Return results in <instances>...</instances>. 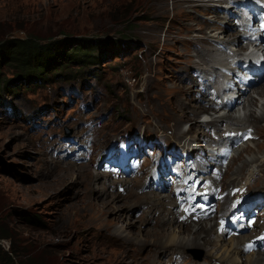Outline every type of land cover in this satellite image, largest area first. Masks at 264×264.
I'll list each match as a JSON object with an SVG mask.
<instances>
[{"label":"rangeland","instance_id":"1","mask_svg":"<svg viewBox=\"0 0 264 264\" xmlns=\"http://www.w3.org/2000/svg\"><path fill=\"white\" fill-rule=\"evenodd\" d=\"M215 2L0 0V47H4L0 48V78L4 81L0 90V237H7L0 238L1 257H11L16 264H181L183 257L196 264H226L225 250L229 252L232 239H237L228 240L218 233L212 235V245L194 246L175 255L171 249L153 246L155 241L161 242L155 230L178 231V223L169 220L176 216L177 206L171 208L167 201L162 214L143 198L145 194L161 195L148 193L147 182L143 187L139 178L114 184L115 179L102 175L95 161L96 154L123 140L127 133L141 132L158 143L193 145L190 149L199 147L197 144L207 147L209 140L218 138L214 129L200 126L182 137L180 133L190 131L194 123L175 121V115L181 114L176 103L181 96L176 92L179 87L190 88L184 93L188 115L196 105L210 109L198 100L195 70L209 69L200 60L210 55L211 44L198 43L195 36L210 34L216 24L233 26L234 22L233 17L220 18L222 12L214 7ZM210 16L218 20L212 21ZM235 33L228 30V34ZM85 40L99 41L97 64L85 69L73 65L65 72L62 68L57 76L54 72L38 83L15 82L18 72L9 66L7 49L32 41L59 44L61 50L70 52L81 42L90 44ZM263 86L264 81L250 89V95ZM239 102L233 109L236 114L244 106L238 109ZM201 116L197 112L192 118L205 119ZM220 127L225 130L227 126ZM255 130L254 143L238 151L229 171L252 160H264V119ZM200 131L210 139H202ZM66 137H74L78 144L67 147L71 141ZM53 140L60 144L52 147ZM88 140L94 144L92 161L76 162L66 156ZM42 142L50 147L41 146ZM243 171L235 175L239 180L228 190L254 184L259 177L246 180L247 167ZM262 182L258 189L264 193ZM129 193L139 196L133 201ZM257 227L264 228L261 220ZM123 229L134 235L131 245L117 237ZM259 232L243 236L254 237ZM182 237L187 240L189 235ZM238 256L239 264H246L250 254L244 251Z\"/></svg>","mask_w":264,"mask_h":264},{"label":"bare ground","instance_id":"2","mask_svg":"<svg viewBox=\"0 0 264 264\" xmlns=\"http://www.w3.org/2000/svg\"><path fill=\"white\" fill-rule=\"evenodd\" d=\"M261 1H264V0H261ZM235 3H236V0H222V1L216 0L215 4H218V5H214V7H216L217 10L219 8L220 9L219 11L222 12V15L220 16V18L230 19L233 17V15L237 14V12L234 10L235 9L234 8ZM194 6L195 7H204L205 4H196ZM217 17H219V16L217 15ZM209 19L212 21H215V22L218 20V19H216V16H210ZM219 23L222 24V21ZM231 24H228V22H226L224 24V26L221 25V27L218 26V24H216V26L212 27V31L210 32V34L205 33L206 34L205 36H195L196 42H198V43L204 42V43H210L211 44L210 55L207 57H204V60H200V62H202L201 64H203V63L209 64L210 65V67L208 66L209 69L207 71H205V70H202L203 68L202 69L197 68V69H201V70L199 71V70L194 69L196 71L195 73H201V74L210 73V77H212L213 75L219 76L222 72L221 68H225L229 71L231 69L230 65H232L235 60H244L245 61L247 58L257 57V56L262 55V54L264 55V49H262L261 47H256L255 49L250 50L248 47L243 46L244 44L242 45L243 41H242V38L239 34H236V33L235 34H228V30H232L235 28ZM191 44H194V43H191ZM200 50H201V47L199 48V50H196V51H200ZM228 51H230V53H228ZM243 51H245V52H243ZM220 55L225 56L226 59L223 60L222 58H219ZM229 60H232V61L230 62ZM214 64H221V67L216 68V67H214V66H216ZM196 67H198V66H196ZM182 70L185 72H188V70H190V67L188 68V70H185V69H182ZM263 81L257 82L255 85L261 84ZM206 85H203V86H205L204 87L205 89H207ZM225 87H227L226 84H222L221 87L217 84L216 87H214V89L218 93V96L216 97L217 100L222 99L221 108H217V103L215 102V99L211 98L210 95L208 94V91H207L205 94H203V93L201 94L199 101L208 105L210 107V109L207 110V109L203 108L202 106L196 105L191 112L192 115H188L185 112V108H184V106H185L184 105V97H185L184 93L186 90H187V92H190V88L185 90V87H179L176 89L177 94L181 95L179 98H176V103L179 107L178 113H181V114L175 115V118H176L175 121L177 122L176 124H181L182 122H184L186 120H188L187 122H193L194 123L192 125L193 127L191 126L190 131L188 130V131L180 133V135L182 137H187V135L192 130H195L198 126H200L201 129H202V127L211 128L212 130L214 129L217 134H222V135H224L228 132H237L238 133L239 131H245L249 128L253 129L254 135L258 134L257 131L255 130V128L258 126L260 120L264 119V86L260 87V88H256L255 91L253 92V95H250V91L246 90L245 93H240L239 97L235 100L236 103L238 101H240V103L237 106L238 109L241 108L242 104L244 105L242 107V110L244 112V118H243V116H239V117L236 116L235 115L236 110H233L234 108L233 109L229 108V106L227 105V103L229 101L225 102V99H227V98H225L224 96H220V94L224 91ZM259 89H261V90H259ZM181 90H183V91H181ZM240 98H242V100ZM239 111H240V109H239ZM197 112H199L200 115H202L201 117L205 118V119H202L199 121H196V119H193L192 117L194 115H196ZM250 122L252 123V125ZM223 124H225L227 126L225 130L220 127ZM248 124H250V126H248ZM200 134L203 137L202 139H208L209 138V135L205 134L204 132L200 131ZM166 142H168V141H166ZM250 142L254 143V140L250 141ZM59 144H60L59 141L53 140L52 147L57 146ZM197 145L199 147H196V148L192 147L193 149L186 147L187 145L185 146V144L182 145L183 153H184V151H189V152H192L191 156H194V155H196V152H203L202 149H205V148L201 144H197ZM249 145L250 144L246 145L242 149H246ZM41 146L50 147V143L48 144L47 142H42ZM163 146H164V144H160V143H157L155 145V147H163ZM185 148H187V150ZM239 153L240 152L237 153V155H236L237 157L239 156ZM60 154L62 155L64 153L61 151ZM96 156H97V154H96ZM235 158L233 159L232 163L234 162ZM232 163L228 167V171L226 173L227 175L224 177L223 181H220V186L225 185L224 186L225 189L229 188V186H231L235 181L239 180V177H237L235 175L242 172L243 169L246 167H247V171H248V173H247L248 175H247L246 180H248V179L250 180L251 178L253 180L255 178V176L258 175L259 177L255 181V185L259 186V185L263 184V182H262V180H264V160H263V158L260 160L257 159V160H252L251 162H246V163L242 164L240 167H237V169L235 171H229V168L232 166ZM246 180H244V182L241 184H245ZM89 181H90V179L88 178L87 183H89ZM129 182L128 181H119V180L115 179L114 184L118 183V184L122 185L123 183L129 184ZM259 182H261V184ZM145 183H146V180L143 179L140 183V186L143 187L145 185ZM250 185H251V183L247 184V185L245 184L244 186H250ZM237 187L238 186H235L234 188H237ZM240 188H243V187L240 186ZM93 191H95V190H93ZM104 193H105V191H104ZM129 194H131V193H129ZM130 196H131V200L134 201L139 195L132 193ZM119 197H121V196H118L117 199H119ZM143 198L149 204L152 205L151 206L152 208H155L156 210L161 211L162 214L165 212L167 201H169L168 204L171 206V208H176V202L173 203L172 201H170L169 197H167L165 195H159L156 197H152V195H150V194H145ZM229 200H230L229 197L224 200V202L222 203L223 208L229 207V204H228ZM137 203L141 204L143 202H141V200H137ZM127 206L130 208H133L134 204H129ZM171 214H172V212H171ZM179 218H177L175 216V217L169 219V220H171V222L173 221L174 224H175V222H177L180 227L182 226V228H180V227L178 228V231L175 232L172 229H165V230L163 229L161 231L155 230L157 233V238H160L161 242L157 240L154 242L153 246H156V248L162 247L165 249H171V251H175L174 252V255H175V253H178V251H179V253L181 252V250L188 251L189 248H191V247L194 248V246L195 247L196 246L205 247L207 245L213 244L214 241L212 242V240H210V239H211L212 235H215L218 233V225L213 224V222L215 220L214 218H211L213 220L200 222V223L196 224V226H193V223H180ZM127 224L129 225V223H127ZM262 230H264L263 227L259 230L260 231L259 234L262 232ZM257 232L258 231H256V233ZM123 233H125L124 229H123V231L117 232V237L121 238L124 241L123 244L131 245L133 243L134 235H132L131 233H129V234L125 233L123 235ZM186 233H187V235H189L187 240L185 239V237H182ZM162 237L166 238V239L162 240ZM251 238H253V236H250L247 238H244V236L242 238V236H241V237L236 238L237 240L232 239V241H231L232 246H230L231 249L229 248V250H228L229 252H227V250H225V249H227V247L225 249L223 247V249L226 251V253H228V254H226V256L228 255V260L225 263L226 264L227 263L239 264L238 254L239 253L242 254L245 251V244ZM234 243L236 245H234ZM219 251H220V249H219ZM262 256L263 255L261 253L250 254V256H248L246 264H264V259H262ZM172 261H173V259H172ZM186 263L196 264L195 262L189 261V258L183 257V261L181 264H186ZM197 264H199V263H197Z\"/></svg>","mask_w":264,"mask_h":264},{"label":"trees","instance_id":"3","mask_svg":"<svg viewBox=\"0 0 264 264\" xmlns=\"http://www.w3.org/2000/svg\"><path fill=\"white\" fill-rule=\"evenodd\" d=\"M90 44H83L82 42L74 46L70 52H65L62 46L50 44V45H39L32 41H25L21 44L7 49L8 63L9 66L14 67L17 72V80L15 81L18 85L22 83H38L48 79L49 75L58 70L65 72L70 66L77 65L82 69L89 67L90 65L97 64L100 60L99 56L96 55L99 41L85 40ZM3 48L4 47H0ZM6 51V50H5ZM2 67L0 66V70ZM2 79L0 78V90L2 88ZM9 88L10 81H7ZM1 239H7L5 236H1ZM8 255V254H7ZM0 264H16L11 257L0 256ZM22 264V263H19Z\"/></svg>","mask_w":264,"mask_h":264},{"label":"snow or ice","instance_id":"4","mask_svg":"<svg viewBox=\"0 0 264 264\" xmlns=\"http://www.w3.org/2000/svg\"><path fill=\"white\" fill-rule=\"evenodd\" d=\"M185 211H188V209H185ZM193 211H194V209H193ZM261 239H264V237H262Z\"/></svg>","mask_w":264,"mask_h":264}]
</instances>
